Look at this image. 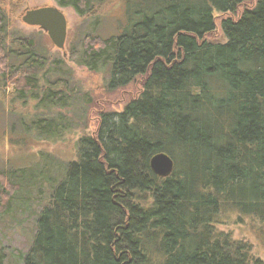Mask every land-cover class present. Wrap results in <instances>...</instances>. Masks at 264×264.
Instances as JSON below:
<instances>
[{
	"label": "trees",
	"instance_id": "16d2710c",
	"mask_svg": "<svg viewBox=\"0 0 264 264\" xmlns=\"http://www.w3.org/2000/svg\"><path fill=\"white\" fill-rule=\"evenodd\" d=\"M97 1L57 0L80 15ZM248 1L126 0L121 31L85 37L78 62L107 72L109 91L139 86L98 114L75 159L0 171L1 214L20 192L46 200L24 264H264L216 226L224 201L264 220V0ZM1 2L0 79L35 99L27 129L63 140L87 127L95 98L33 39L6 41ZM218 14L224 41L206 38ZM158 152L174 160L169 175L151 167Z\"/></svg>",
	"mask_w": 264,
	"mask_h": 264
},
{
	"label": "rangeland",
	"instance_id": "374dc122",
	"mask_svg": "<svg viewBox=\"0 0 264 264\" xmlns=\"http://www.w3.org/2000/svg\"><path fill=\"white\" fill-rule=\"evenodd\" d=\"M254 1L250 0L245 4L251 5ZM96 3L94 13L80 15L72 6H60L57 0H2L1 5L7 15L6 41L12 44L14 33L24 39H33L37 51L50 56V66H54L52 60H62L59 68L66 72L64 77L69 78L70 73L71 86L75 90L87 91L95 98V103L90 109L87 127L68 133L63 140L41 139L32 129H27L31 125L35 99L30 96L27 100L18 98L15 93L16 83L9 81L4 85L0 79V171L7 170L8 167H29L37 164L41 161L42 154H50L61 161L75 159L78 137L84 133H94L98 126V114L102 110L123 109L135 95L138 82L109 91L106 88L107 72L89 70L78 62L87 35L108 37L121 31L127 21L126 0ZM44 5H58L66 15L68 34L64 49L57 47L45 30L22 20L26 8ZM238 14L233 17L237 18ZM225 16L227 15H217V28L206 35L207 39L226 40L221 27V20ZM17 59L14 56L12 61L18 63ZM12 110L15 111L13 114ZM18 198L8 211L0 213V264H24L20 253L29 250L36 231L37 215L46 201L37 190L28 194L20 192ZM224 203L226 204L222 203L223 206L221 205V210L216 215L217 228L231 232L234 238L251 243L254 254L264 261V220L243 213L232 203Z\"/></svg>",
	"mask_w": 264,
	"mask_h": 264
},
{
	"label": "water",
	"instance_id": "95a60500",
	"mask_svg": "<svg viewBox=\"0 0 264 264\" xmlns=\"http://www.w3.org/2000/svg\"><path fill=\"white\" fill-rule=\"evenodd\" d=\"M22 20L45 30L54 44L64 49L68 34V21L58 5H44L25 9ZM173 158L166 152H158L151 158V167L158 175H169L174 168Z\"/></svg>",
	"mask_w": 264,
	"mask_h": 264
}]
</instances>
